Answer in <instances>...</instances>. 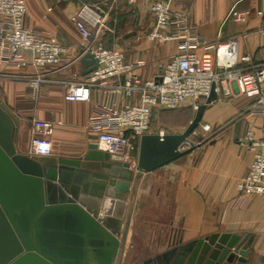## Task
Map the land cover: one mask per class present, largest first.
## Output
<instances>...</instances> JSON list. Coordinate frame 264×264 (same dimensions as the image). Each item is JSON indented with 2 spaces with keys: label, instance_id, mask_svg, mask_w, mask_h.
Masks as SVG:
<instances>
[{
  "label": "crops",
  "instance_id": "obj_1",
  "mask_svg": "<svg viewBox=\"0 0 264 264\" xmlns=\"http://www.w3.org/2000/svg\"><path fill=\"white\" fill-rule=\"evenodd\" d=\"M86 2L109 10L107 26L98 40L107 47H118L129 61L139 63L136 71L143 79L158 77L177 53V41L149 40L148 34L156 22L148 8L149 0L134 4L120 0L115 7L111 0H26L28 14L24 25L51 34L67 48L59 65L45 69L50 77L71 81L85 76L87 68L80 63L84 54L82 39L70 17ZM259 6L260 0H181L174 2L172 9L186 12L190 24L210 44L238 36L241 54L250 55L257 63L264 59L260 33L264 15L253 14L247 23H240L229 20L228 14L233 7L255 11ZM34 72L31 67L0 65V97L19 116L24 128L19 150L31 155L29 125L38 118L54 124L50 137L53 153L49 157H83L91 144H98L96 134L88 127V117L96 108L95 98L90 102L66 101V86L59 84L43 85L34 97L26 79ZM222 89L228 91L229 85L223 83ZM232 90V95L222 92L207 106L200 126L207 123L214 130L199 148L152 172L140 173L131 166L130 191L123 196L128 203L129 225L122 264H138L165 251L171 238H182L185 243L215 232L248 235L250 256L246 264H264V196L252 195L241 206L233 205L237 183L247 173L253 158L243 139L247 131L256 137L261 135L264 116H246L254 99L240 93L235 84ZM138 101V95H122L116 100L115 110ZM195 113L191 102H186L175 110L155 109L153 119L171 125L169 133H181ZM168 195L172 212L166 224L160 225L159 218L141 220L146 211L142 208L146 204L144 199L149 202L153 198L161 203ZM144 226L149 228L147 233Z\"/></svg>",
  "mask_w": 264,
  "mask_h": 264
},
{
  "label": "built area",
  "instance_id": "obj_2",
  "mask_svg": "<svg viewBox=\"0 0 264 264\" xmlns=\"http://www.w3.org/2000/svg\"><path fill=\"white\" fill-rule=\"evenodd\" d=\"M60 2L61 0H55ZM130 4L138 0H126ZM181 0H149L148 8L155 16V25L148 38L153 42L177 41L178 51L164 65L156 78L143 79L137 73L139 63L129 61L118 47H107L98 40L106 28L109 10L95 3H82L71 15L70 21L82 39L84 53H90L96 69L83 77L66 81L50 77L48 67L61 63L67 48L54 36L27 28L24 19L28 14L26 0H0V65L25 69L34 73L26 76L29 88L37 97L45 84L66 86L64 99L70 102L96 101V108L88 117V127L97 136L99 149L135 168L140 137L148 133L166 134L153 129L155 109L175 110L191 102L194 110L208 97L213 84L219 94L232 95L233 85L239 92L254 99L246 116H264V59L255 63L248 54H241L240 39L232 36L215 44L208 43L196 27L192 26L184 11H174L172 5ZM120 0H111L115 7ZM253 14L264 15V0L255 11L233 7L228 19L247 23ZM264 41V26L260 29ZM202 52H199V50ZM229 85L223 91L222 84ZM122 95H138L139 101L115 110ZM201 131L193 136L202 140L213 130L202 124ZM54 124L34 118L31 125L29 153L49 156L53 153L51 136ZM193 143L192 139L190 140ZM243 143L253 158L247 173L237 183L233 205L241 206L252 195L264 196V129L259 137L247 131Z\"/></svg>",
  "mask_w": 264,
  "mask_h": 264
},
{
  "label": "water",
  "instance_id": "obj_3",
  "mask_svg": "<svg viewBox=\"0 0 264 264\" xmlns=\"http://www.w3.org/2000/svg\"><path fill=\"white\" fill-rule=\"evenodd\" d=\"M80 63L83 75L96 69L90 53ZM218 96L213 84L183 132L142 135L135 169L152 172L199 148L202 138L191 137ZM20 127L0 97V264H122L131 165L96 143L80 158L28 155L18 147ZM248 238L230 232L185 243L171 238L165 251L138 264H246Z\"/></svg>",
  "mask_w": 264,
  "mask_h": 264
},
{
  "label": "rangeland",
  "instance_id": "obj_4",
  "mask_svg": "<svg viewBox=\"0 0 264 264\" xmlns=\"http://www.w3.org/2000/svg\"><path fill=\"white\" fill-rule=\"evenodd\" d=\"M152 124H153L154 131H156L158 129H162V130H165L166 133H169L172 130V127H170L171 125L168 126L169 124L168 125H163L162 123L160 124L159 122H157L155 120V117H154V119L152 121ZM31 125H32V123H30V125H29L30 129H31ZM201 128L202 127L199 126L198 129L196 130V132L197 131L198 132L201 131ZM212 129H213V127H212ZM213 130L210 132V134L213 132ZM23 131H24V128H23V125H22L20 127V134H19L18 142L21 139ZM191 139H192L193 143H197V140L193 136L191 137ZM144 202H146V204H144V206L142 208L145 209L146 211L145 212L143 211L141 220L144 219V221L145 220L149 221L150 219L151 220H155V219L159 218L158 222H160V225L163 224V223L164 224L167 223V221H168L167 218L171 215V212H172V209H171V204L172 203H171V199H170L169 195L165 198V201H162L161 203H157V201L155 202L153 200V198H151V200L149 202H148V200L144 199ZM148 229H149L148 227L146 228L144 226V233H147ZM154 229H155V224H154Z\"/></svg>",
  "mask_w": 264,
  "mask_h": 264
},
{
  "label": "trees",
  "instance_id": "obj_5",
  "mask_svg": "<svg viewBox=\"0 0 264 264\" xmlns=\"http://www.w3.org/2000/svg\"><path fill=\"white\" fill-rule=\"evenodd\" d=\"M210 136H211V134L208 135V136L206 137V139H204L203 141H206V140L210 139Z\"/></svg>",
  "mask_w": 264,
  "mask_h": 264
}]
</instances>
